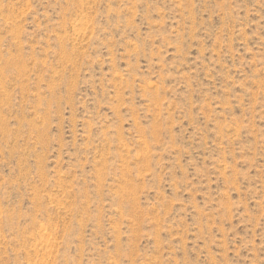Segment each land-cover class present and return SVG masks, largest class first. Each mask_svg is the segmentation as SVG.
I'll return each mask as SVG.
<instances>
[{"label": "rangeland", "instance_id": "374dc122", "mask_svg": "<svg viewBox=\"0 0 264 264\" xmlns=\"http://www.w3.org/2000/svg\"><path fill=\"white\" fill-rule=\"evenodd\" d=\"M0 264H264V0H0Z\"/></svg>", "mask_w": 264, "mask_h": 264}]
</instances>
